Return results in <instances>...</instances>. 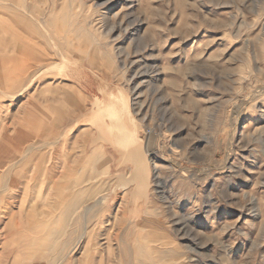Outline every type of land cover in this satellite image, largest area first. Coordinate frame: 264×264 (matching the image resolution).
Returning <instances> with one entry per match:
<instances>
[{
	"label": "rangeland",
	"instance_id": "1",
	"mask_svg": "<svg viewBox=\"0 0 264 264\" xmlns=\"http://www.w3.org/2000/svg\"><path fill=\"white\" fill-rule=\"evenodd\" d=\"M0 33L40 55L0 91V264H264V0H0ZM118 93L144 194L99 139Z\"/></svg>",
	"mask_w": 264,
	"mask_h": 264
},
{
	"label": "bare ground",
	"instance_id": "2",
	"mask_svg": "<svg viewBox=\"0 0 264 264\" xmlns=\"http://www.w3.org/2000/svg\"><path fill=\"white\" fill-rule=\"evenodd\" d=\"M96 104L97 110L93 114L97 120L98 132L105 134L106 141L120 153L124 161H130L134 165L130 177L127 179L120 177L118 185L123 186V184L128 182H134V193H146L150 176L147 158L148 149L146 148V151L141 149V142L138 138L139 129L130 117V102L127 96L123 93H118V95L110 96L107 102H96ZM105 116L110 119L109 125L104 122Z\"/></svg>",
	"mask_w": 264,
	"mask_h": 264
},
{
	"label": "crops",
	"instance_id": "3",
	"mask_svg": "<svg viewBox=\"0 0 264 264\" xmlns=\"http://www.w3.org/2000/svg\"><path fill=\"white\" fill-rule=\"evenodd\" d=\"M23 46L24 44L15 43V41L12 38L0 33V61H3L5 63L12 62L14 65L13 66L14 69L18 71V74L15 77H13V75L10 76L9 74H4L3 76H0V91H2V87H5V86L22 87L31 82L32 74L35 71H32V66L29 64L28 59L29 57L39 58L40 55L28 46H27L28 53L23 54V48H22ZM70 93H71L70 91L64 92L63 98L65 101L72 99ZM74 102L76 103L77 100H74ZM98 134H99V139H102V140L105 139L104 141L107 142L106 138L104 137L105 134H100L99 132ZM112 137H109V138H112ZM108 144L111 145L110 143ZM2 152H3V148L0 146V155ZM28 222H31V226L29 229L31 228L40 229L42 226H44V223L41 224V221L37 220L35 217H31Z\"/></svg>",
	"mask_w": 264,
	"mask_h": 264
}]
</instances>
